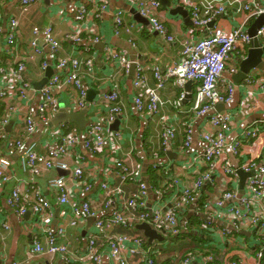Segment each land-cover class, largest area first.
Returning <instances> with one entry per match:
<instances>
[{"label":"crops","instance_id":"1","mask_svg":"<svg viewBox=\"0 0 264 264\" xmlns=\"http://www.w3.org/2000/svg\"><path fill=\"white\" fill-rule=\"evenodd\" d=\"M193 1L204 4L205 7L210 4L223 5L224 12L217 14L212 23H218L227 30L242 26L249 33V29L260 17L251 16L244 9L247 0H160L162 20L169 32L175 36L173 41H167L151 29V24L147 19H139L137 8L127 0H33L27 6L22 4L23 0H0V62L7 70H14L19 68L21 63L25 64V69L14 81L16 85L14 88L7 87L6 81L0 79V123H4L0 131V156L4 155L9 158L14 170L13 178L0 185V264H66L60 256L44 254L31 257L29 255L33 241L41 239L46 229H63L61 242L68 244L73 251L78 253L87 252L88 236L95 231V218H87L79 222L77 226H72L67 216L62 214L64 207L57 201L55 190L48 186L49 179L53 177L64 176L71 197L80 201L88 200L99 217L107 216L111 210L106 206L100 189V183L105 179L111 183L112 187L117 188L116 199L123 203L138 189L140 182H146L147 179L146 184H149L150 189L152 188L148 170L154 165L158 166L161 171L162 167H167L170 170L169 173H176L185 182L195 178L198 168L196 158L201 156L204 150L201 132L203 129H210L206 116L199 117L191 111L198 83L188 81L189 83L187 82L184 88H180L174 79L170 80L159 91L163 101L160 112L153 118H147L135 109L133 97L136 90L133 88L134 76L131 70L129 69L126 73L118 67V63L113 65L106 58L108 49L126 54L131 61L130 67L134 63L144 68L148 85L155 86L154 65H159L162 70H166L179 60L183 43L191 34L196 38L208 35L207 27L195 29L193 26L188 7ZM254 2L258 7H264V0H254ZM119 11L123 13V24L116 32L115 17ZM13 17L19 22V34L15 45L10 48L6 39L9 21ZM211 24L209 27L213 26ZM38 25L53 28L56 38L62 42V51L58 56L53 55L51 47L42 40L38 42L42 53L35 52L32 45L34 39L32 29ZM74 34H79L82 41L72 40L70 37ZM250 47L251 45L244 48L245 51L237 49L232 53L228 67H236L237 71L231 73L227 70L224 76L225 82L220 85L221 89H225L228 83L235 86L233 100L224 104L225 107L222 109L232 114L233 128L230 138L255 120L264 118V90L260 86V81L264 80V69H252L251 72L256 73L254 83L246 81L249 72L244 78H237L244 60L242 55H248ZM32 54L35 55L33 59L30 58ZM73 56L83 61L89 57L94 60L93 75L85 74L83 78L87 107L77 108L76 101L80 97V91L73 86L68 87L58 93L61 100L60 110L48 116L46 120H42L38 114L41 89H36L35 83L44 79L48 67L53 69L54 74L59 57ZM44 63H46L45 68ZM80 72H83V67ZM24 82L30 83L27 98L22 97L19 91ZM114 87L120 93L123 108L122 115L119 117L120 124L115 125L122 133V138L117 139L118 142L110 140V144L98 153H93L82 143L78 144L75 151L70 156H66L65 162L68 164V169H46L39 176H33L23 169L22 153L16 145L17 140H21L25 146L35 142L37 151L40 154H46L49 145H57L61 142L62 135L70 132L82 134L87 128L105 117L109 106L104 97ZM3 90L6 94H1ZM182 91L185 92V97L178 106L176 102ZM63 106L67 112L87 110L85 129L81 130L76 124H70L71 122H55L56 115ZM29 115L37 123V128L32 134L26 132L25 119ZM164 122L171 125L176 132V140L167 147L163 146L161 141V126ZM112 124L109 129L118 131L112 128ZM188 124L194 125L193 141L189 146L186 145L187 135L185 133ZM116 157L134 166L133 176L125 182H122L117 175V168L113 163ZM229 157L234 165L241 163H239V158L232 155ZM78 166L86 171L87 179L84 181L86 183L90 181L93 184L90 191H85L84 184H80L73 178L74 169ZM159 169L156 171L161 172ZM161 177L168 179L166 172ZM214 181V184H207L202 188L197 204L202 207L203 211L206 206L205 212L209 214L211 213L210 206L223 185L221 177H217ZM240 182L239 173L238 186H236L239 190ZM17 183L29 185L33 183L44 196L51 200L48 222H42L40 216L32 210L19 216L8 206L7 198ZM228 186L232 189L233 182ZM170 197L171 191L163 197L151 191L146 199V205L151 208L158 203H164ZM196 212L198 211L191 206L186 217L189 218ZM214 217L211 219L213 218L217 225L221 223L223 226L221 220ZM6 224L8 228L5 227ZM115 232H123V229L116 228ZM245 236H248L249 240L244 238ZM212 237L214 243L210 245L211 247L219 253L226 252L233 257H238L246 250L243 246L244 242L251 241L248 231L242 232L234 242H226L224 245L221 244L219 235H212ZM99 244L103 246H100V249L103 248L104 264H108L110 262L109 245L106 239L102 238ZM84 264H91V262Z\"/></svg>","mask_w":264,"mask_h":264},{"label":"built area","instance_id":"2","mask_svg":"<svg viewBox=\"0 0 264 264\" xmlns=\"http://www.w3.org/2000/svg\"><path fill=\"white\" fill-rule=\"evenodd\" d=\"M132 3L139 14L146 18L151 24V29L167 41H173L175 36L171 34L162 20L160 0H127ZM33 0H23V5L32 3ZM195 29L207 27L208 35L196 38L193 34L183 43L181 57L166 70H162L159 65H154L153 75L156 78L155 86H149L144 74V68L136 66L133 77V88L136 90L133 97L136 111L147 118L156 116L163 105L159 91L170 80H175L180 88H184L188 81H196L198 87L195 95L194 106L191 111L194 115L207 117L210 129H203L201 138L204 142V150L201 156L196 158L197 171L193 180L185 182L176 173H169L167 167H163L168 175L169 184L164 189H153L155 195L163 197L165 193L171 191V197L162 204L148 208L146 199L150 194V186L142 181L138 189L123 203L116 199L117 188L112 187L111 183L105 179L100 183V189L105 198V204L110 207V212L105 217H99L96 210L88 200H76L71 197L64 176L49 179L48 186L55 190L57 201L64 207L62 214L69 219L72 226H77L82 220L95 218V231L88 236L87 252L84 254L73 251L68 244L60 241L63 229H46L45 235L41 239H35L30 246L29 255L31 257L48 254L60 256L66 264H104L103 248L100 249L99 240L106 239L109 249L108 264H155L154 256L160 253V245H163L171 237L177 236L184 229L182 222L186 217L188 209L193 206L198 212L195 215H203L207 223L201 224L196 228L199 234L219 235L221 244L234 242L236 233L249 232L251 241L244 242L246 249L239 258L231 259L230 254L222 253L221 264H264V118L255 120L245 127L240 133H236L230 138L233 122L232 114L227 110L215 111L219 104H228L233 100L235 86L228 83L225 89H221V83L225 82V72L237 71L236 67H228L232 59V53L249 47L252 43V36L242 26L233 27L227 30L218 23H214L217 14L223 13V5L210 4L205 7L199 2H190L188 5ZM244 9L251 15L258 17L264 15V7L256 6L254 0H247ZM82 15L81 11L79 12ZM123 13L117 12L115 17V30L119 31L123 24ZM34 39L32 45L36 53H42L38 42L42 40L51 47L53 55L58 56L62 51V42L56 38L51 26H34ZM19 34V22L13 17L9 21L7 44L13 47ZM257 37L264 46V25L257 32ZM72 40L81 42L79 34L71 35ZM34 54L30 58H34ZM247 55H242L245 59ZM106 58L113 65L128 73L131 61L126 54L114 49H108ZM56 71L41 90V101L38 105V114L42 120L60 110L61 100L58 93L68 87H75L80 91V97L76 101L77 108L85 109L86 89L83 85L85 74L93 75L94 60L89 57L85 61L77 56L58 58ZM46 63H44V68ZM83 67V72H80ZM25 69V64L14 70L5 69L0 62V79L7 83V87L14 88L15 79L19 78L20 72ZM252 71V70H251ZM247 74V82H256V73ZM30 83L24 82L20 88V95L28 97ZM260 86L264 90V80L260 81ZM264 93V91H263ZM1 94H6L3 90ZM185 97V92L176 102L180 105ZM108 104V114L100 121L87 128L84 133H67L61 136V142L57 145H49L46 154L37 151V143L32 142L25 146L21 140L16 141V145L21 150V164L24 170L33 176L42 175L44 170L68 169L65 162L66 156H70L78 144L82 143L93 153L102 151L110 140L118 142L122 138L120 130H110L109 126L122 115V105L120 93L114 87L104 97ZM26 132L32 134L37 128V123L32 116H27ZM4 123H0V131ZM185 133L187 135L186 145L189 146L193 141L194 125L188 124ZM176 140L175 129L167 122L161 126L162 145L167 147ZM230 155L239 158L238 165H234ZM249 155V156H245ZM117 168V175L122 182L127 181L134 174L133 164H128L119 158L113 159ZM239 171L255 172L249 177L244 186V192L236 188L238 186ZM12 161L0 156V185L13 178ZM86 171L78 166L74 169L73 178L80 184H84L85 191H90L93 184L85 182ZM221 177L223 185L219 189V194L214 198L210 206L211 215L198 206L199 193L207 184H214V180ZM233 182V188L229 189L228 184ZM8 206L19 215L23 216L29 210L40 216L42 222H48L51 212L52 202L44 196L38 188L32 184L17 183L7 198ZM217 217H214V216ZM202 216V217H203ZM221 220L218 225H209L214 222L213 218ZM148 223L153 229L160 233L163 241L155 239L149 244L143 233L129 230L128 232H115L116 228L128 227L136 228L137 224ZM8 228V224L5 225ZM102 236V237H101ZM245 238V237H244ZM148 240V239H147ZM249 240V239H248ZM147 242V243H146ZM212 240L208 243L210 246ZM103 247V246H102ZM187 254L181 259L180 264H215L213 253ZM229 257V258H228ZM18 264V263H14Z\"/></svg>","mask_w":264,"mask_h":264},{"label":"trees","instance_id":"3","mask_svg":"<svg viewBox=\"0 0 264 264\" xmlns=\"http://www.w3.org/2000/svg\"><path fill=\"white\" fill-rule=\"evenodd\" d=\"M156 169H159V167L154 165L153 168L150 167V169L148 170L150 184L152 185L153 189H158V190L164 189L169 184L170 180H168L169 178L163 179L161 177L164 174V170L161 171L159 169L161 172H158L156 171ZM166 194L167 193H165V195ZM202 216L193 215L189 217L185 221V223L182 222V226L184 228L182 232L178 234L177 236L171 237L163 245H160V248H159L160 253L154 256L155 264H180L181 259H184L187 254H191V255L196 254V253L204 254V253H201L202 251H204L205 253H213L215 255L214 256L215 259L213 263L221 264L223 254L221 252L219 253L217 250H215L211 246H206V245H209L208 243L212 240V236H209V235L203 236L202 234H199L196 231V228L201 227V224L208 222V220H206L205 217L204 216L202 217ZM209 225L210 226L217 225V223L210 222ZM121 228L123 229V231H126V232H128L129 230L138 231L136 228H133V227L131 228V226L121 227ZM138 232L142 233V231H138ZM241 234L242 233H236V236H241ZM245 238L248 239L249 237L245 236ZM146 241L148 242L147 239ZM229 257L231 259L239 258V257H233V255Z\"/></svg>","mask_w":264,"mask_h":264},{"label":"water","instance_id":"4","mask_svg":"<svg viewBox=\"0 0 264 264\" xmlns=\"http://www.w3.org/2000/svg\"><path fill=\"white\" fill-rule=\"evenodd\" d=\"M137 15L139 19L146 20V18L141 17L139 14ZM263 25H264V15H260V17L256 20V22L249 29V34L252 36V43H251V47L249 49L247 58L242 61L241 69L237 74L238 79L244 78L245 75L248 72H250L253 68L264 69V59H263L264 46L262 45V43L257 37V32ZM130 70H131L130 71L131 74H133L134 76L135 71H136V65L134 63H132ZM52 74H53V69L51 67H48V70H47V73L44 79L38 83H35L36 89L38 90L41 89L48 82V79L51 77ZM224 107H225L224 104H219L216 106V110L221 111ZM86 115H87V110L67 112L63 106L62 110L56 115L57 117H56L55 122L56 123L71 122V123L76 124L81 130H83L85 129L87 125ZM118 124H120L119 118L112 124L113 126L112 128H114L115 130H118L119 129L118 126H115ZM239 173L241 176L240 191L244 192V184L246 182V179L254 175L255 172L239 171ZM146 182H147V179H146ZM150 193H151V189H150ZM136 229L143 232L144 236L148 239L149 244H151L155 239H157L158 241L164 240V237L160 233H158L155 229H153L148 223L137 224Z\"/></svg>","mask_w":264,"mask_h":264},{"label":"clouds","instance_id":"5","mask_svg":"<svg viewBox=\"0 0 264 264\" xmlns=\"http://www.w3.org/2000/svg\"><path fill=\"white\" fill-rule=\"evenodd\" d=\"M143 233V232H142Z\"/></svg>","mask_w":264,"mask_h":264}]
</instances>
